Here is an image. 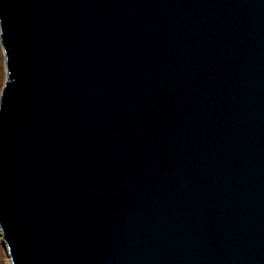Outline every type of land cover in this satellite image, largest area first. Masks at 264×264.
<instances>
[{
	"label": "water",
	"instance_id": "95a60500",
	"mask_svg": "<svg viewBox=\"0 0 264 264\" xmlns=\"http://www.w3.org/2000/svg\"><path fill=\"white\" fill-rule=\"evenodd\" d=\"M10 264H264V0H0Z\"/></svg>",
	"mask_w": 264,
	"mask_h": 264
},
{
	"label": "rangeland",
	"instance_id": "374dc122",
	"mask_svg": "<svg viewBox=\"0 0 264 264\" xmlns=\"http://www.w3.org/2000/svg\"><path fill=\"white\" fill-rule=\"evenodd\" d=\"M5 80H6L5 57H4V53H3V49H2V45L0 41V93H1ZM0 264H10L7 251L5 247H3V244H2L1 236H0Z\"/></svg>",
	"mask_w": 264,
	"mask_h": 264
}]
</instances>
